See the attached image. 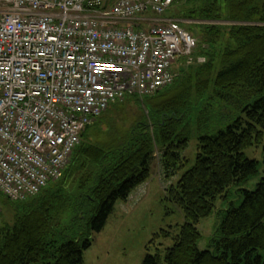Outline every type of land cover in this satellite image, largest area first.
Listing matches in <instances>:
<instances>
[{"label":"trees","instance_id":"1","mask_svg":"<svg viewBox=\"0 0 264 264\" xmlns=\"http://www.w3.org/2000/svg\"><path fill=\"white\" fill-rule=\"evenodd\" d=\"M187 3L202 19L234 22L224 31L227 42L217 53L223 29L208 27L205 41L194 52L196 58L203 54L208 59L195 70V85L185 81L177 95L176 87L168 93L160 90L157 94L171 97L150 104L127 130L114 133L111 127L105 140L94 143L85 133L89 125L55 189L44 192L51 181L23 201L0 194L1 212L4 201L17 205L14 221L0 225V264H85L93 235L104 229L117 201L127 200L150 178L157 151L166 177L185 170L167 190L185 222L177 234L156 233L150 244L169 238L173 245L161 243L153 252L147 247L143 264H264V175L253 190L241 188L239 205L230 204L222 212L210 248L198 246V225L213 214L218 198L260 172V161L248 157L246 150L264 140V0ZM175 19L189 31L183 18ZM196 64L184 65L181 74ZM157 94L126 98L144 103L143 98ZM193 136L198 152L194 166L187 169L184 153ZM71 175L75 190L68 188L66 178Z\"/></svg>","mask_w":264,"mask_h":264},{"label":"built area","instance_id":"2","mask_svg":"<svg viewBox=\"0 0 264 264\" xmlns=\"http://www.w3.org/2000/svg\"><path fill=\"white\" fill-rule=\"evenodd\" d=\"M175 1L0 0V194L40 193L109 107L193 63V35L164 17Z\"/></svg>","mask_w":264,"mask_h":264},{"label":"rangeland","instance_id":"3","mask_svg":"<svg viewBox=\"0 0 264 264\" xmlns=\"http://www.w3.org/2000/svg\"><path fill=\"white\" fill-rule=\"evenodd\" d=\"M179 2L178 5H174L169 9L164 17L184 19L183 22L185 26L188 27L189 32L193 35L196 41V46L193 50V63L197 62L198 64L194 65V67L188 72L183 74H181V68L190 66L187 59L181 58L180 62H177L174 65V71H178L177 73L179 74L177 77V80L179 81L178 84H175L176 86L173 84L171 88L169 87L161 90L162 93H168V89L171 91L176 87L178 89H174V95L180 94L183 89L180 87L184 86V82H188L189 79H191L189 84L195 85V70H197L200 64L207 63L208 59L205 55L201 54L196 58L194 52L199 50V45H201L200 42L205 41V34L208 27L215 25L220 26L223 29L221 38L216 43V51L218 53L223 47L222 43L227 42V39L224 37L228 36V32L224 31L235 24L234 22L227 20L215 21L202 19L198 14H194L189 10L191 6L187 3V0H181ZM182 2H184V4ZM146 16L154 17V15L150 13L146 14ZM150 24H153V22L149 21L143 26L148 27ZM215 63L217 64V62ZM215 69H217V67ZM162 93H156L157 95L152 96L149 100L143 98L144 103L139 102L135 97H127L116 103L115 106L112 105L109 107L110 109L104 113L103 117L92 123L90 128L87 129L85 132L87 139L94 143L101 142L110 135L109 131L111 127H113V129L114 127L116 128L115 131H113L114 133L127 130L135 121L146 114L150 104H160L168 97H171V94L165 95ZM197 152L198 139L196 136H193L184 153L189 163L187 169L194 166ZM263 153L264 140L262 144L255 145L246 150L248 157L260 161V172L257 176L252 177L247 183L230 189L227 197L218 198L213 214L200 221L198 225L201 233V238L198 243L200 249L204 250L210 248L211 240L219 227L221 221L220 215L222 212L226 210L230 204L239 205L241 203L243 199L240 195L242 192L241 188H247L250 190L256 188L258 182L264 175ZM70 161L64 168L62 173L63 176ZM184 172L185 170L179 172L173 177H166L160 162V153L157 151L156 158L152 163L150 178L145 183L138 186L127 200L117 201L115 209L110 215L104 229L93 235V244L84 253L85 264H143L144 258L148 252L147 247H150V251L153 252L154 247L159 245L162 246V244L163 247L172 246L173 241L169 238L154 240L153 244H150V242L153 241L154 235L161 232V230L177 234L180 226L185 222L183 211L167 196V190L169 187L176 184ZM63 176L61 175V177L54 180L44 192L49 189H55L57 183L62 180ZM71 176L72 177L66 178L68 188L75 190L76 186L73 184L74 175ZM10 205L4 201L3 210L0 213V225L5 224V222L11 223L14 221V208H17V205Z\"/></svg>","mask_w":264,"mask_h":264}]
</instances>
